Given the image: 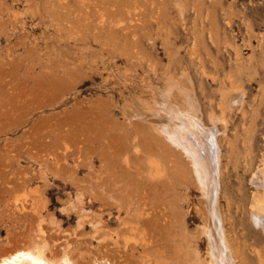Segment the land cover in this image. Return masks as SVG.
Returning a JSON list of instances; mask_svg holds the SVG:
<instances>
[{"label": "rangeland", "instance_id": "374dc122", "mask_svg": "<svg viewBox=\"0 0 264 264\" xmlns=\"http://www.w3.org/2000/svg\"><path fill=\"white\" fill-rule=\"evenodd\" d=\"M84 1L0 0V247L11 245L8 232L20 241L38 234L36 226L42 221L40 234L61 250L78 249L80 263L85 264L89 260L97 264L102 258L114 264H180L188 246L186 241L181 245L180 238L186 235L194 237L189 240L193 262L211 264L218 259L212 264H228L231 252L234 264H241V259L242 264H264V229L252 219L251 208L254 196L264 197V186L251 179L258 170L264 179V0H116V5H112L115 0ZM96 6L105 8L99 12ZM91 17L93 23L87 20ZM96 20L116 27L98 32L102 44L92 40ZM183 85L193 89L197 116L204 124L211 125L213 116L224 117L216 121L222 157L217 210L225 219L227 248L221 240L218 243L207 216L211 193L198 175L197 181L191 158L163 134L176 127L173 110L188 106V99L183 101L176 93ZM241 92L240 105H232ZM140 115L147 117L145 126L155 123L151 133L172 152L166 154L162 148L148 155L127 141L126 136H134L135 124L129 122H140ZM160 128L166 130L158 132ZM133 153H147L140 160L145 175L137 176L155 182L160 178L161 186L154 193L163 198L162 207H172L174 220L185 213L176 220L182 224L173 220L176 228L171 226V237L160 243L145 231L134 233L109 221L124 213L109 214L111 210L98 205L80 208L77 187L71 183L74 177L111 180L116 176L126 181L128 189L130 169L125 159ZM125 187L123 192H129ZM179 207L183 213L174 210ZM14 216H19L17 223ZM205 232L212 234L207 236L212 241Z\"/></svg>", "mask_w": 264, "mask_h": 264}, {"label": "bare ground", "instance_id": "6f19581e", "mask_svg": "<svg viewBox=\"0 0 264 264\" xmlns=\"http://www.w3.org/2000/svg\"><path fill=\"white\" fill-rule=\"evenodd\" d=\"M81 1V0H80ZM84 1V0H83ZM86 1V0H85ZM84 1V2H85ZM90 1V0H89ZM89 1H87V2H89ZM93 1V0H92ZM92 1H90V2H92ZM103 1V0H102ZM102 1H100L101 3H102ZM109 1V0H108ZM118 1V0H117ZM123 1V0H122ZM93 2H95V1H93ZM114 2H115V5H116V0L115 1H113V4L112 5H114ZM134 2H136V1H134ZM134 2H133V4L131 3V6L132 5H134ZM98 3H99V1L97 2V5H98ZM105 3V2H104ZM108 3H110V2H108ZM120 3V2H119ZM129 3V2H128ZM81 4H83V3H81ZM86 4V3H85ZM87 4H89V3H87ZM100 4V3H99ZM111 4V3H110ZM122 4V3H121ZM137 4V3H136ZM93 5H96V4H93ZM108 5V4H107ZM124 5V4H123ZM128 5V4H127ZM130 5V4H129ZM138 5V4H137ZM80 6H82V5H80ZM79 6V7H80ZM84 6H86V5H84ZM91 6H92V4H91ZM99 6V5H98ZM117 6H119V4L117 5ZM117 6H114L113 7V9H117ZM136 6V5H135ZM134 6V7H135ZM83 7V6H82ZM87 7V6H86ZM86 7H84V8H86ZM120 7V6H119ZM122 7V6H121ZM124 7V6H123ZM126 7V6H125ZM133 7V8H134ZM137 7V6H136ZM81 8V7H80ZM88 8V7H87ZM94 8V7H93ZM93 8H90L91 9V11H93L92 9ZM99 9H101L100 7H98ZM103 8H105V7H103ZM102 8V9H103ZM95 9H97V6H96V8ZM99 9H97V10H99ZM101 9V10H102ZM107 9V8H106ZM111 9V8H110ZM129 9V8H128ZM131 9V8H130ZM80 9H78V11H79ZM82 10V9H81ZM101 10H99V12L101 11ZM123 10V9H122ZM133 10V9H132ZM131 10V11H132ZM88 11H89V9H88ZM88 11L86 12V13H88ZM103 11V10H102ZM108 11V10H107ZM106 11V12H107ZM120 10H119V8H118V12H119ZM126 11V10H125ZM130 11V10H129ZM130 11V12H131ZM80 12V11H79ZM82 12H83V10H82ZM94 12H96V11H94ZM98 12V11H97ZM98 12V13H99ZM113 12V11H112ZM116 13L115 14H117L118 12L117 11H115ZM121 12V11H120ZM122 12H124V10L122 11ZM130 12H128V13H130ZM137 13H138V11H136ZM84 13V12H83ZM93 13V12H92ZM108 13H110V12H108ZM127 13V12H126ZM81 14V13H80ZM91 14V13H90ZM102 15H103V12L101 13ZM105 14V13H104ZM112 14V13H111ZM114 14V13H113ZM120 13H118V15H119ZM123 14V13H122ZM140 14V13H139ZM143 14V13H142ZM83 15V14H82ZM97 14H95V16H96ZM99 15H100V13H99ZM118 15H116V17L118 16ZM134 15H135V13H134ZM87 15L85 14V17H86ZM94 16V15H93ZM101 16V15H100ZM104 16V15H103ZM107 15H105V17H106ZM108 16H110V15H108ZM131 16V15H130ZM67 17V16H66ZM65 17V18H66ZM78 17V16H77ZM84 17V16H83ZM82 17V18H83ZM87 17H89V16H87ZM105 17H103V20H105ZM112 17V16H111ZM123 17V16H122ZM122 17H120L119 18V21H122V20H120ZM137 17H139V15L137 16ZM79 18V17H78ZM81 17H80V19H82ZM92 18L93 17H91L90 19H87L88 21L89 20H92ZM97 17H95V19H96ZM98 18H100V17H98ZM107 18V17H106ZM134 18V17H133ZM140 18V17H139ZM85 19V20H86ZM108 19H110V17L108 18ZM112 19H113V17H112ZM115 19V18H114ZM114 19H113V21H114ZM134 19H136V17L134 18ZM145 19V20H144ZM143 20L145 21V24H146V22H147V19L146 18H144ZM70 19H68L67 21H69ZM102 20V19H101ZM116 20V19H115ZM126 20V19H125ZM125 20H123V21H125ZM129 20V19H128ZM128 20H126L127 21V23H128ZM131 20H132V16H131ZM137 20V19H136ZM72 21V20H71ZM71 21H69V22H71ZM93 21H95V20H93ZM107 21V20H106ZM106 21H104V22H106ZM133 21V20H132ZM141 21V20H140ZM84 22L85 21H83V19H82V23L84 24ZM89 22H91V23H93L92 21H89ZM101 22V21H100ZM103 22V21H102ZM109 22L110 21H108V24H109ZM116 22H118V21H114V23H115V25H116ZM96 26H95V28L97 29V32H95V30H94V32H95V34L93 33V37L94 38H92V40L93 39H95L96 41H98V40H100V39H98L97 40V37L99 36V37H101L100 35H99V33L101 34L102 32H104V31H106V29L107 30H114V28H116V27H114L113 28V26H109L107 23L105 24V23H97V20H96ZM125 22H123V24H124ZM144 23V22H143ZM86 24L87 25H89L88 24V22H86ZM128 24H130V23H128ZM132 24H135V23H132ZM58 25H59V23H58ZM85 26V27H88V26ZM95 25V24H94ZM113 25V24H112ZM68 26V25H67ZM92 26V25H91ZM122 26H124V25H122ZM141 26V25H140ZM142 26H143V24H142ZM69 27V26H68ZM84 26H83V30L85 31V29H87V28H85ZM127 27V26H126ZM139 27V26H138ZM70 28V27H69ZM90 28H92V27H89V29ZM94 28V27H93ZM117 28H119V26L117 27ZM124 28V27H123ZM129 28H131V27H129ZM136 28V27H135ZM126 29V28H125ZM58 30H61V29H58ZM134 30V29H133ZM132 30V31H133ZM92 32V30H90V33ZM99 32V33H98ZM86 33V32H85ZM84 33V34H85ZM88 33V32H87ZM135 33V32H134ZM87 35H90V34H87ZM87 35H86V37H87ZM84 37V36H83ZM85 37V38H86ZM89 37H91V36H89ZM98 37V38H99ZM54 38V37H53ZM52 38V39H53ZM76 38V37H75ZM79 38H81V37H79ZM78 40V39H77ZM80 40V39H79ZM87 40H89V39H87ZM87 40H84V38H83V41L85 42V41H87ZM94 40V41H95ZM103 40H105V39H103L102 38V41ZM109 40V39H108ZM55 41V39L52 41V42H54ZM76 41V40H75ZM96 41L95 42H93V43H96ZM65 42V41H64ZM66 42H68V41H66ZM98 42H100V41H98ZM82 44H83V42H81ZM107 43V42H106ZM56 44V43H55ZM58 44V43H57ZM57 44H56V46H57ZM60 44V43H59ZM76 44V43H75ZM85 44V43H84ZM89 44H90V42H89ZM92 44V43H91ZM90 44V45H91ZM100 44H102L101 42H100ZM102 46V45H101ZM104 46V45H103ZM59 47V46H58ZM63 49V48H62ZM81 50V49H80ZM84 50V49H83ZM175 50V49H174ZM176 50H178V49H176ZM88 51H90V53H93V51L91 52V50L89 49ZM169 52V51H168ZM64 53H66V51L64 52ZM69 53V52H68ZM73 52H70V54H72ZM80 54L81 53H83V52H79ZM90 53H88V54H90ZM173 53H175V51L173 52ZM168 54H170V52L168 53ZM81 57H82V54L80 55ZM84 56V55H83ZM170 56H172L173 57V55H169V57ZM69 57V56H68ZM72 57V56H71ZM71 57H69V58H71ZM170 60H171V58H169ZM70 60V59H69ZM72 60H74V59H72ZM71 60V61H72ZM175 62V61H174ZM202 62V61H201ZM82 63V62H81ZM167 63H169V61L167 62ZM176 63V62H175ZM174 63V64H175ZM172 64H173V62H172ZM81 65V64H80ZM169 65V64H168ZM167 65V66H168ZM184 72V71H183ZM172 77V76H171ZM171 77H169V78H171ZM146 79V78H145ZM172 79L173 78H171V81H172ZM144 80V79H143ZM145 81V80H144ZM169 81V80H168ZM171 81H169V82H171ZM175 81V80H174ZM176 82H177V80H176ZM179 82V81H178ZM177 82V83H178ZM170 84V83H169ZM181 84V83H180ZM180 84H178V85H180ZM177 85V86H178ZM182 85V84H181ZM184 87H182V88H180V86H179V88L180 89H178V91L176 92L177 93V95L182 99H184L185 100V98H187L188 99V102H187V104H188V106H187V108H183V107H180V108H178L177 109V111L174 109L173 110V114H172V121H175L176 122V127H175V125H173V124H171L172 126V128H173V126L175 127V129H173V130H171V131H166V133H163V134H167V136H168V139H169V141H171L172 143H174L176 146H178L179 148H181L182 150H183V152L188 156V157H190L191 158V160H192V167L194 168V171L196 172L195 173V175H196V177H197V175H198V177L200 178V180L202 181V183H203V185H204V189H205V187L207 188L206 190L207 191H209L210 193H211V195H210V198H209V206H208V210H209V215H207V216H209V220L213 223V225L215 226V229H216V231H217V233H218V235L216 236V239H217V241H218V243H219V240H221V243L223 244V246L224 247H226L227 248V244H228V241L226 240V238H225V234H224V232H225V229H224V227H223V224L225 223V219L223 220L222 219V217H221V213H220V211H218L217 210V206H218V204H217V201H218V189H219V186H220V178H221V164H222V162H221V158L222 157H220V143H219V133H220V130L218 129V127H217V124H216V121H220V119H224V117L223 118H214V116L212 117V124L211 125H206V124H204L202 121H201V119L197 116V113H199V111H198V104H197V102H196V97L194 98V96H193V92H192V90L191 89H189V88H191L190 87V85H189V88H185V85H183ZM168 87V86H167ZM170 88V87H169ZM175 88V87H174ZM174 88H172V90L174 89ZM166 89H168V88H166ZM169 90V89H168ZM165 92V91H164ZM169 93H171L170 91H169ZM160 94V93H159ZM163 94V93H162ZM169 95V94H168ZM156 97V96H155ZM158 97H160V96H158ZM169 97V96H168ZM243 97V92H241V94L239 93V96H235L233 99H232V105H234V106H238V105H240V102H241V98ZM162 99H163V101H164V97H162ZM170 99V98H169ZM182 99V100H183ZM166 100V99H165ZM183 100V101H184ZM165 102V101H164ZM168 102V101H167ZM185 103V102H184ZM161 104H163L162 102H161ZM168 105V104H167ZM170 105H172L171 103H170ZM175 105V104H174ZM155 107H161L160 105L159 106H155ZM168 107V106H167ZM163 108H165L164 106H163ZM162 108V109H163ZM223 108V107H222ZM126 109V108H125ZM161 109V108H160ZM158 110V109H157ZM156 109H155V111H157ZM169 110V109H168ZM223 110V109H222ZM163 112H164V109L162 110ZM129 112V111H128ZM157 112H159V111H157ZM168 112V111H167ZM130 113H131V111H130ZM139 113V112H138ZM142 113V112H141ZM151 113V112H150ZM153 113H155V112H153ZM165 113H166V111H165ZM170 113V112H169ZM168 113V114H169ZM172 113V112H171ZM170 113V114H171ZM128 114V113H127ZM159 114V113H158ZM157 114V116H159ZM167 114V113H166ZM165 114V115H166ZM139 115V114H138ZM161 115V114H160ZM163 115V114H162ZM150 116H152V115H150ZM157 116H155V117H157ZM130 117H132V116H130ZM160 117V116H159ZM158 117V118H159ZM169 117V116H168ZM134 118V116L132 117V119H131V121L132 120H134L133 119ZM140 118H142L143 119V122L140 120V122H137V121H132V122H129L130 124H135L134 125V127H133V134H134V136H126L127 138H128V140H127V138H126V140L127 141H129L131 144H133V145H135V146H140L141 148H142V153L143 152H148V155H149V152H150V154L152 153H154L156 150H158V149H162L163 148V150H166V154H168L167 152H170L171 151V149H170V151H169V147L168 148H164V147H162V145H161V143L159 142L160 140H159V138H156L152 133H151V129L150 128H152V127H155V123L154 124H150L149 123V126H145L144 124H146V122H145V120H147V117H144L143 115H140ZM152 118H153V116H152ZM162 118V117H161ZM214 118V119H213ZM155 119V118H154ZM160 119V118H159ZM136 120V119H135ZM130 121V120H129ZM139 121V120H138ZM167 121V120H166ZM161 123H162V121H161ZM160 123V124H161ZM168 123H169V121H168ZM162 124H164V123H162ZM160 125L159 127H162V126H164V125ZM151 125V126H150ZM158 125V124H157ZM166 125H168V127L170 126V123L169 124H166ZM159 127H157V128H159ZM170 128V127H169ZM156 129V128H155ZM163 130L164 128H160V129H158L157 131L159 132V130ZM151 130V131H150ZM161 130V131H162ZM164 130H166V129H164ZM161 131H160V133H161ZM163 132H165V131H163ZM153 133H154V129H153ZM155 133H156V131H155ZM159 133V134H160ZM157 134V133H156ZM156 135L157 137L158 136H160V135ZM162 135V134H161ZM163 136V135H162ZM164 137V136H163ZM166 139V137H164V139H162V140H165ZM159 140V141H158ZM125 141V140H124ZM165 142V141H164ZM170 142V143H171ZM163 143V142H162ZM122 144H123V142H122ZM125 144V143H124ZM127 146V145H126ZM125 146V147H126ZM164 146H165V143H164ZM166 146H167V144H166ZM128 147V146H127ZM126 147V148H127ZM122 148V147H121ZM126 148H124L125 149V153H126V150H128L129 149V147L126 149ZM132 148V147H131ZM118 149V148H117ZM123 149V148H122ZM122 149H120V150H122ZM123 149V150H124ZM136 149V148H135ZM139 149V148H138ZM137 149V150H138ZM115 151H116V149H115ZM119 151V150H118ZM139 151V150H138ZM162 152V151H161ZM172 152V151H171ZM118 153V152H117ZM116 153V154H117ZM121 153V152H120ZM119 153V154H120ZM123 153V152H122ZM136 153V152H135ZM135 153H133V155H128L127 157H126V159H125V163H126V165L127 166H125V167H127V170L128 169H130V172H128V176H127V183H128V189H127V187H125V183H126V181H125V183H124V181H123V183H122V181L120 180V179H118L116 176H115V178H113V179H108V180H106V179H75L76 177H74V179L72 178L71 179V183L73 184V186H75V188L77 187V190H78V194H79V197H80V199H79V204H80V208H85V207H87V206H90V207H94V206H96V205H98L100 208H102V210H111V212H109V214H111V213H113L112 211L114 210V211H116L118 214H120V213H124V214H126L124 217H122V218H120V215H118L115 219H113V218H109V221L110 222H112V223H121V224H124V226H126V227H129V229H131L132 230V232H134V233H136L137 231H133V230H137V229H140V230H142V231H145V233H147L148 234V237L149 238H151L152 240H154V241H158L159 243L161 242L160 240L161 239H163L164 237H171V233L172 232H170L171 231V226H175V225H173V224H175L174 222H173V220H174V211H173V209H172V207H170V206H166L165 204V206L166 207H168L167 209L168 210H166V209H164L163 207H162V203H163V198L161 197V195H159V192L158 193H154V192H157V189L161 186V184L159 183V182H157L158 180H156V182L154 181V180H146L144 177H142V176H144L143 175V171L145 170H143L142 171V165H141V163H140V160L142 159V158H145V156L147 155V153H146V155H138V156H136V155H134ZM138 153V152H137ZM115 154V153H114ZM126 154H128V153H126ZM121 155V154H120ZM125 155V154H124ZM164 155H165V153H164ZM121 156H123V155H121ZM113 157V156H112ZM115 157V156H114ZM117 157H118V155H117ZM125 157V156H124ZM116 158V157H115ZM115 158L113 159V161L115 160ZM119 158V157H118ZM143 160V159H142ZM116 161H114V163H115ZM120 164V163H119ZM119 164L117 163V164H115V165H118L119 166ZM125 165V164H124ZM143 165H145V164H143ZM78 166V165H77ZM115 167H117V166H115ZM77 168V167H76ZM121 168H123V167H121ZM120 168V169H121ZM146 168V167H145ZM124 169V168H123ZM126 170V169H125ZM142 172H141V171ZM120 171H123V170H120ZM129 171V170H128ZM74 172H76V171H74ZM127 171H125V173H126ZM255 172V171H254ZM140 173H142V176L141 177H138L137 175H139ZM123 175H125V177H126V174H124L123 173ZM198 177H197V181H199L198 180ZM124 179V178H123ZM126 179V178H125ZM124 179V180H125ZM252 182H253V184L254 185H256V186H264V179H263V177H262V172H260L259 170L257 171V172H255L254 174H253V176H252ZM160 181V180H159ZM171 181V180H170ZM200 182V181H199ZM198 182V183H199ZM171 183V182H170ZM174 183H176V182H174ZM202 183H201V185H202ZM222 183V182H221ZM172 184H173V182H172ZM177 184V183H176ZM167 185V184H166ZM163 186V185H162ZM169 186V185H168ZM168 186H166V188L165 189H167V187ZM171 186V185H170ZM174 186V185H173ZM172 186V187H173ZM89 187V188H88ZM124 187L126 188V190L128 191L129 190V192H127L126 193V191H125V193L123 192V190H124ZM175 187H178L177 185H175ZM169 189V188H168ZM173 189L174 188H172V191H171V193H173L174 191H173ZM160 191V190H159ZM164 192H166V190L164 191ZM163 192V193H164ZM169 192H170V190H169ZM179 191H177V193H178ZM203 192H205L204 190H203ZM264 192V191H263ZM185 193V192H184ZM160 194H161V192H160ZM165 194H167V193H165ZM164 194V195H165ZM175 194V196H177L176 195V193H174ZM208 194V193H207ZM258 194V193H257ZM256 194V195H257ZM263 194V193H262ZM164 195H162V196H164ZM261 195V194H260ZM86 196H88L89 197V199H88V201H86V202H84V199H85V197ZM168 196H170V195H168ZM173 196V195H172ZM172 196H171V199H172ZM179 197H181V199H182V195L180 194V195H178ZM257 196H259V194L257 195ZM257 196H254L253 197V200H252V205H251V208H252V219L254 220V222H256L257 224H259L263 229H264V197H257ZM263 196H264V194H263ZM162 198V199H161ZM178 198V197H177ZM169 199V198H168ZM175 200H176V198H174ZM178 199H180V198H178ZM167 200V199H166ZM173 200V199H172ZM169 200H167V202H168ZM166 202V201H165ZM169 203V202H168ZM167 203V204H168ZM173 203V202H172ZM172 203H170V204H172ZM179 203V201L177 202V204ZM182 203V202H181ZM169 204V205H170ZM175 204V203H174ZM173 204V205H174ZM204 204V203H203ZM176 205V204H175ZM208 205V204H207ZM204 206H206L205 204H204ZM182 207V206H181ZM171 208V209H170ZM180 208V207H179ZM207 208V207H206ZM205 207H204V209H206ZM170 209V210H169ZM176 209L177 210H179V212H181L180 210H182L181 208L180 209H178V208H174V210L176 211ZM219 209V208H218ZM221 211H222V209H221ZM206 212H207V209H206ZM205 212V210H204V213L205 214H207ZM181 213H183V211L181 212ZM220 213V214H219ZM178 214H180V213H178ZM204 214V215H205ZM223 214V213H222ZM180 215H182V216H180ZM180 215H178L179 217H183L184 215H185V213L184 214H180ZM177 216V215H176ZM177 216V217H178ZM206 216V215H205ZM99 217H101V215H99ZM114 217V216H113ZM176 217V218H177ZM178 217V218H179ZM18 218H19V216H14L13 217V221H15L16 223L18 222ZM177 218V219H178ZM185 218V217H184ZM177 219H175L174 221H176ZM205 219H208V218H205ZM180 220V219H179ZM179 220L178 221H176L177 223L179 222ZM181 221V220H180ZM186 221H187V219H186ZM205 221V220H204ZM206 221H208V220H206ZM223 221H224V223H223ZM173 222V223H172ZM182 222V221H181ZM181 222H179V223H181ZM183 222H185V219H184V221ZM177 223H176V225H177ZM206 223V222H205ZM41 224H42V221H39V223L37 224V232H38V234H34V233H31V234H28L27 236H26V240H22V241H20V240H18L17 239V236L15 235V234H10L9 232L7 233V239L11 242V245L10 246H8L7 248H2V247H0V264H76L75 262H74V260L72 259V256L71 255H74V258H77L76 260H78V263L77 264H85V262H82V263H80L81 262V260H82V258H81V256L80 255H77V253H78V249H75V250H73L72 252H70V251H66V250H61L58 246H54V245H51L48 241H47V239L44 237V235H42V234H40L41 233V231H43L42 230V227H41ZM182 224V223H181ZM180 225V224H179ZM178 225V226H179ZM206 225V224H205ZM208 225H211V224H207V226ZM187 226V225H186ZM179 227H182V226H179ZM185 227V226H184ZM260 227V228H261ZM175 228H176V226H175ZM204 228H205V226H204ZM178 229H180V228H178ZM183 229V228H182ZM206 229V228H205ZM208 229V228H207ZM211 229H212V227H211ZM211 229H208L209 231H211ZM131 230H129V232H131ZM175 231L177 230V229H174ZM185 230V229H184ZM212 230H214V229H212ZM141 231V232H142ZM216 231H214V232H216ZM131 232V233H132ZM141 232H139V233H141ZM179 232H180V230H179ZM181 232H182V230H181ZM181 232H180V234H181ZM185 232V231H184ZM208 232V231H207ZM212 232V231H211ZM211 232H209V233H211ZM130 233V234H131ZM138 233V232H137ZM145 233H144V236H146L145 235ZM188 233V232H187ZM206 233V232H205ZM142 234V233H141ZM207 234V235H206ZM205 235H206V237L207 236H211L212 237V234L211 235H208V233H206ZM133 235V234H132ZM131 235V236H132ZM143 235V234H142ZM176 237H177V232H176ZM182 235V234H181ZM186 235V234H185ZM179 236V235H178ZM189 236H191V235H189ZM189 236L188 235H186V238L184 237V236H182L183 238H185V239H182V237L180 238L181 239V241H183V242H180V240H179V242L181 243V245H182V243H184L185 241H186V243H187V253H186V256L183 258V262L185 263V264H197V263H199L200 264V261H195V262H193V261H191V255H190V253L191 252H189V245H190V243H189V240L191 241L192 239H190V238H193V240H194V237H190L189 238ZM132 237H134V236H132ZM131 237V238H132ZM211 237H207L208 238V242L209 241H212V240H209V238H211ZM135 238V241L134 242H136V237H134ZM144 238V237H143ZM146 238V237H145ZM178 239H179V237H178ZM213 239V238H212ZM143 240V239H142ZM171 240H173L172 242H174V240H176V239H169V241H171ZM145 241V240H144ZM216 241V240H215ZM152 242V241H151ZM168 242V241H167ZM175 242H177V241H175ZM174 242V243H175ZM192 242V241H191ZM142 243V242H141ZM146 243H148L147 242V239H146ZM150 243V242H149ZM154 243H156V242H154ZM171 243V242H170ZM213 243H214V241H213ZM212 243V244H213ZM221 243L219 244V246H221ZM144 244V243H143ZM153 244V243H152ZM157 244V243H156ZM185 244V243H184ZM183 244V245H184ZM209 244H211V243H209ZM208 244V245H209ZM230 244V243H229ZM162 245V244H161ZM207 245V246H208ZM216 245L218 246V244L216 243ZM216 245H215V247H216ZM166 246V245H165ZM180 246V245H179ZM223 246H221V248H223ZM230 246V245H229ZM178 247V246H177ZM184 247V246H183ZM211 247H213V246H211V245H209V248H211ZM214 247V248H215ZM218 248V247H217ZM163 249V248H162ZM174 251L176 250V249H174V248H172ZM213 249V248H212ZM231 249V248H230ZM234 249V248H233ZM183 250V249H182ZM215 250H216V248H215ZM225 250V249H224ZM168 251V250H167ZM176 251H178V250H176ZM207 251H208V249H207ZM212 251V250H211ZM211 251H209V252H211ZM222 251H223V249L221 250V253H222ZM231 251V250H230ZM169 252V251H168ZM182 252V251H181ZM209 252H207V253H209ZM229 252V251H228ZM193 253H195L194 251H193ZM231 252H229V262H228V264H234V262L232 261V256H230L231 254H230ZM234 253H235V251H234ZM233 253V254H234ZM169 255V254H168ZM184 255V254H183ZM182 255V256H183ZM234 255H236V253L234 254ZM233 255V256H234ZM239 255V254H238ZM194 257H196V255H193ZM216 256V255H215ZM218 256V255H217ZM177 257V256H176ZM209 258H212L213 256H212V254H209V256H208ZM221 257V256H220ZM239 257V256H238ZM241 257H242V255H241ZM175 258V257H174ZM199 258H200V256H199ZM202 258V257H201ZM214 258V257H213ZM227 258V257H226ZM197 259V258H196ZM240 259V258H239ZM100 260V259H99ZM106 259H104V261H103V258H102V261L101 262H96L97 264H114V263H112V262H109V260L108 261H105ZM176 260H177V262L178 263H180L182 260L181 259H179L178 260V258H176ZM176 260L175 261H173V262H176ZM201 260V259H200ZM215 260V259H214ZM213 259H212V261L213 262H211V259H209V262H211V264L212 263H214L216 260H218V259H216L215 261H214ZM235 260H236V257H235ZM94 261H96V260H94ZM111 261V260H110ZM204 260H202L201 262H203ZM90 262H93V261H91V260H89L88 261V263L90 264ZM172 262V261H171ZM183 262H181L182 264H183ZM197 262V263H196ZM206 262V261H205ZM204 262V263H205ZM227 262V261H226ZM236 262H237V260H236ZM239 262H241V264H242V259L239 261ZM180 263V264H181ZM215 263H217V261L215 262ZM93 264V263H92ZM174 264V263H173ZM201 264H203V263H201ZM208 264V263H207ZM243 264H244V262H243ZM247 264V263H246Z\"/></svg>", "mask_w": 264, "mask_h": 264}]
</instances>
